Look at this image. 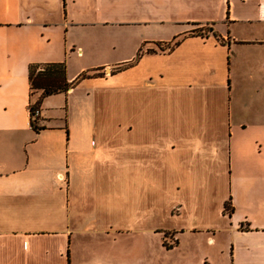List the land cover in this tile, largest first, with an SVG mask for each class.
Instances as JSON below:
<instances>
[{"label": "crops", "instance_id": "crops-1", "mask_svg": "<svg viewBox=\"0 0 264 264\" xmlns=\"http://www.w3.org/2000/svg\"><path fill=\"white\" fill-rule=\"evenodd\" d=\"M244 183L236 232L264 264V0H0V264H117L123 234L146 256L155 232L174 249L237 229Z\"/></svg>", "mask_w": 264, "mask_h": 264}, {"label": "rangeland", "instance_id": "rangeland-1", "mask_svg": "<svg viewBox=\"0 0 264 264\" xmlns=\"http://www.w3.org/2000/svg\"><path fill=\"white\" fill-rule=\"evenodd\" d=\"M116 69L113 68V71ZM129 73L117 76L114 78L113 83H129ZM101 76H104V74H101ZM84 93L85 87H80L76 90L74 97L84 95ZM32 95L33 98L36 97L35 91H33ZM55 101L58 100L52 97L49 103ZM116 111L117 117L122 119L123 129L127 128L130 120L129 94L123 95L121 105L118 104ZM110 113H114V111ZM239 190L240 199L235 209L236 216L233 221L234 228L235 224L238 223L237 229L231 227L228 229H216L214 232L185 233L178 236L180 240L179 246L170 250L163 241H166L165 243L167 244H173L174 239L169 234L155 232V234H150L144 240L148 251L146 256L136 251L140 240L135 235L123 234L121 238V257H119L117 264H246V236H239L236 232L239 229L246 230V183L242 187L239 186ZM168 221L163 216H157L155 225L158 228H165L171 225ZM230 225H232V222H230ZM217 226L219 228L220 223ZM209 239H212L213 242L209 243ZM247 264L259 263L250 261Z\"/></svg>", "mask_w": 264, "mask_h": 264}, {"label": "trees", "instance_id": "trees-1", "mask_svg": "<svg viewBox=\"0 0 264 264\" xmlns=\"http://www.w3.org/2000/svg\"><path fill=\"white\" fill-rule=\"evenodd\" d=\"M178 42L175 44L177 45ZM136 61L134 62H130V63H126L125 65L121 66V67H117L116 70H112L111 72V75H115L116 73H119L121 71H124L128 68H130L133 64H135ZM87 76L85 74L81 75V79L83 78H86ZM32 88H35V83H34V80L32 79ZM60 91H66V89H53V90H44L42 96L45 97V96H49V95H52V94H57L59 93ZM39 105H40V100H38L32 107H31V111H34L35 109L39 108ZM31 126L34 128V129H37L36 128V125H35V121L32 119L31 120ZM225 212L228 214V215H231L232 212H233V208L231 206V201L229 200L226 204H225ZM168 249H170L171 247L170 246H167Z\"/></svg>", "mask_w": 264, "mask_h": 264}, {"label": "built area", "instance_id": "built-area-1", "mask_svg": "<svg viewBox=\"0 0 264 264\" xmlns=\"http://www.w3.org/2000/svg\"><path fill=\"white\" fill-rule=\"evenodd\" d=\"M111 71H110V69L108 70V72H107V74H109ZM30 116H31V118L33 119V118H36V117H39L40 116V109L39 108H37V109H35L34 111H31V106H30Z\"/></svg>", "mask_w": 264, "mask_h": 264}]
</instances>
